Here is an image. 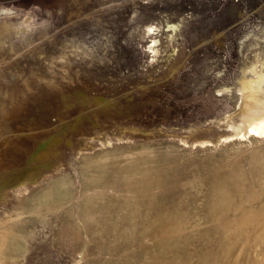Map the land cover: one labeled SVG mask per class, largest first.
<instances>
[{
  "label": "rangeland",
  "instance_id": "rangeland-1",
  "mask_svg": "<svg viewBox=\"0 0 264 264\" xmlns=\"http://www.w3.org/2000/svg\"><path fill=\"white\" fill-rule=\"evenodd\" d=\"M263 207L264 0H0V264H264Z\"/></svg>",
  "mask_w": 264,
  "mask_h": 264
},
{
  "label": "bare ground",
  "instance_id": "bare-ground-1",
  "mask_svg": "<svg viewBox=\"0 0 264 264\" xmlns=\"http://www.w3.org/2000/svg\"><path fill=\"white\" fill-rule=\"evenodd\" d=\"M258 114H256V115H253L251 118H255V116H257ZM259 116V115H258ZM251 132H255L256 133V131L258 130L255 126H253V127H251ZM137 165V164H136ZM136 177V176H135ZM251 197H253V195L251 196ZM224 203H225V201H224ZM254 213H256V214H254V213H251V214H249V215H247V216H243L242 218H241V220H240V222H239V226L240 227H242V225H246L247 223H255V225L257 224V227L256 228H258L257 229V231H259V235L260 236H257V237H261L262 238V240L264 241V207L263 208H260L259 209V211L258 212H255V211H253ZM246 213V212H245ZM249 213H250V211H249ZM247 214V213H246ZM232 226V225H231ZM239 228V227H238ZM232 229H233V227H232ZM242 229V228H241ZM244 230V229H243ZM231 232H233V230L231 231ZM237 234H239V233H237ZM253 235H254V233H253ZM4 236V235H3ZM3 236L2 235H0V256H2V254L4 253V250H5V242H6V240L3 238ZM4 237H7V236H4ZM256 237V236H255ZM7 243V242H6ZM237 243V242H236ZM6 251V250H5ZM264 251V250H263ZM3 257V256H2ZM260 260L262 259V258H259ZM259 260V261H260ZM263 260H264V258H263ZM262 261V260H261Z\"/></svg>",
  "mask_w": 264,
  "mask_h": 264
}]
</instances>
